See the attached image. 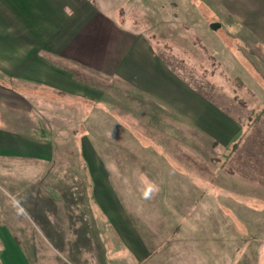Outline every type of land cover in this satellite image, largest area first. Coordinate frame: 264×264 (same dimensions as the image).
<instances>
[{"label":"rangeland","instance_id":"1","mask_svg":"<svg viewBox=\"0 0 264 264\" xmlns=\"http://www.w3.org/2000/svg\"><path fill=\"white\" fill-rule=\"evenodd\" d=\"M131 1L128 18L140 26L147 25L142 30L153 40L154 49L161 54L166 51L169 63L199 87L203 97L226 107L235 117L257 114L262 105L246 108L244 104L250 98L255 102L260 98L240 92V73L234 79L229 70L219 66L225 61L221 57L224 48L238 61L243 52L232 37L236 31L238 40L241 28L225 25L233 16L231 11L206 9L208 0ZM99 4L108 6L109 0H99ZM210 21L222 26L211 30ZM153 24L159 26L151 27ZM249 61L262 73H252V68L250 75L264 83V58ZM88 82L95 84L94 79ZM3 86L0 81V95L12 97V103L27 102L30 111L0 105V213L27 264L37 259L54 264H83L85 260L88 264H142L148 256L151 259L144 264H264V122L249 124L254 134L238 153V160L251 176L260 177L262 169L263 198L250 197V188L248 195L235 192L241 190L242 182L233 179L234 174H229L235 182H228V187L214 180L215 170L225 168L223 159L240 148L241 137L228 145L217 140L208 150L211 176L198 166L182 171L176 168L179 174L170 189L175 194L156 200L152 193L155 182H150L146 194L141 154H135L141 159L139 165L131 164L134 156L114 155L107 145L104 154H96L97 129H104L100 132L104 140L110 138L112 126L117 131L110 119L117 113L111 84L104 85L103 96L66 100L56 95L59 105L51 107L33 106L19 95L15 83L16 87L4 88L7 92ZM27 89L31 92V87ZM38 90L33 91L44 97V90ZM97 150L101 152V148ZM214 155H218L216 162ZM171 174L168 171L166 177ZM253 180L248 178L247 184ZM119 197L130 224L122 228V236L114 226L119 218ZM201 199L205 200L198 201ZM156 201L165 205L162 212L151 208ZM5 247L6 240L0 235V264L12 260L9 252L1 257Z\"/></svg>","mask_w":264,"mask_h":264},{"label":"crops","instance_id":"2","mask_svg":"<svg viewBox=\"0 0 264 264\" xmlns=\"http://www.w3.org/2000/svg\"><path fill=\"white\" fill-rule=\"evenodd\" d=\"M215 1L208 0L206 9L232 12L233 16L225 25L241 28L238 40L236 31L232 37L241 44L239 48L243 51L238 55V61L233 52L224 48L221 57L225 61H220L219 66L229 70L234 79H238L239 72V79L242 78L239 91L245 92L246 96L251 94L255 99L260 98L259 102L250 98L244 104L246 108L262 105L256 110L257 114L235 117L226 107L217 106L203 97L199 87L169 63L166 51L161 54L154 49L153 40L142 30L147 25L140 26L128 18L127 7H132L131 0H123L119 5L115 0L110 4L109 0L108 6L99 4V0H0V81L4 85L1 89L16 87L13 86L15 83L19 87H16L19 95L32 102L33 106L51 107L59 105L56 95L61 99L65 96L66 100L67 97L88 98L93 94L98 97L103 96L104 85L111 84L112 105L117 113L110 119L117 131L112 126L110 138L104 140L100 134L104 129H97L94 136L96 154H104V146L107 145L114 155L134 156L131 164L136 165L141 159L135 154H141L144 161L140 170L144 171L146 194L150 182H155L152 193L156 200L175 194L170 189L179 174L175 172L176 168L182 171L198 166L205 175L211 176L209 159L206 158L208 150L215 146L217 140L228 145L233 139L242 137L240 148L221 162L225 168L215 170L214 180L228 187V182H235L232 178L239 179L242 188L235 192L242 191L248 195L250 188V197L259 195L263 198L260 189L263 187L262 169L260 177L258 174L256 178L251 176L238 160L241 156L238 153L247 147L248 137L254 134L249 124L264 122V114H261L264 83H258V77L251 76L249 72L253 68L261 73L249 60L264 58V0H219L217 4ZM88 79H94L95 84L89 83ZM23 85L27 87H20ZM29 87L31 92L27 91ZM32 87L36 91L38 88L44 90V97L34 93ZM45 91L55 95L50 96ZM19 95L17 98L20 100ZM11 98L1 93L0 105L16 106L20 111L30 112L27 102L16 100L12 103ZM98 126L103 128L101 124ZM263 139L264 136L261 145ZM99 148L101 152L97 150ZM168 171H172L170 178L166 177ZM229 174L234 175L231 178ZM159 177L163 178L164 185ZM248 178L254 179L251 184H247ZM164 206L156 201L151 208L162 212ZM117 213L119 218L114 226L122 236V228L126 229L130 224L124 218L121 198ZM0 215V235L6 240L1 257L6 252L12 256V260H2L3 264H27L22 249L5 225L2 213ZM222 242L225 244L224 239ZM136 245L143 250L137 241ZM33 254L36 258L34 249ZM127 254L126 261L129 262L130 255ZM148 258H144L142 264ZM39 260L34 264H54ZM83 264L88 263L85 260Z\"/></svg>","mask_w":264,"mask_h":264},{"label":"water","instance_id":"3","mask_svg":"<svg viewBox=\"0 0 264 264\" xmlns=\"http://www.w3.org/2000/svg\"><path fill=\"white\" fill-rule=\"evenodd\" d=\"M219 27H220L219 24H215V23H213V24L210 25V29L211 30H216Z\"/></svg>","mask_w":264,"mask_h":264},{"label":"trees","instance_id":"4","mask_svg":"<svg viewBox=\"0 0 264 264\" xmlns=\"http://www.w3.org/2000/svg\"><path fill=\"white\" fill-rule=\"evenodd\" d=\"M255 73H257V71H255ZM262 111H264V108H263V110Z\"/></svg>","mask_w":264,"mask_h":264}]
</instances>
